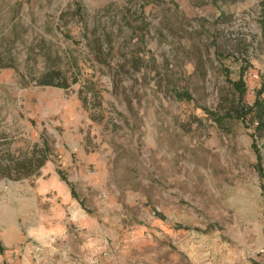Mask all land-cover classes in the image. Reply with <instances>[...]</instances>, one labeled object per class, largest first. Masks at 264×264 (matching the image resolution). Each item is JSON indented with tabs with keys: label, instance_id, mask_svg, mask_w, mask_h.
Masks as SVG:
<instances>
[{
	"label": "rangeland",
	"instance_id": "374dc122",
	"mask_svg": "<svg viewBox=\"0 0 264 264\" xmlns=\"http://www.w3.org/2000/svg\"><path fill=\"white\" fill-rule=\"evenodd\" d=\"M259 1L0 0V264H264Z\"/></svg>",
	"mask_w": 264,
	"mask_h": 264
},
{
	"label": "trees",
	"instance_id": "16d2710c",
	"mask_svg": "<svg viewBox=\"0 0 264 264\" xmlns=\"http://www.w3.org/2000/svg\"><path fill=\"white\" fill-rule=\"evenodd\" d=\"M222 1L233 2L236 0ZM257 22L260 28V34L256 40V48L264 52V0H260L258 3ZM244 62V67L250 65L248 61ZM245 69L243 71H245ZM37 82L42 85H55L60 87H66L68 85L66 77L56 68L44 72ZM231 84L239 98H241L246 89L243 78L240 76L237 80L231 81ZM262 87L256 91L255 97L250 104L239 100L234 104L230 113L243 123H246V125L252 126L253 132L251 136L254 137L253 139H256V137H264V97L261 92ZM47 157L48 152L45 145L43 147L35 145L31 151L21 159L14 158L13 154L6 153L4 157H0V175H6L12 178L32 174L45 162Z\"/></svg>",
	"mask_w": 264,
	"mask_h": 264
}]
</instances>
